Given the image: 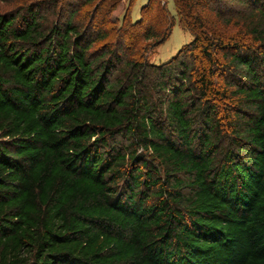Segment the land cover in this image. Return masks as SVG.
Returning <instances> with one entry per match:
<instances>
[{
	"label": "trees",
	"instance_id": "1",
	"mask_svg": "<svg viewBox=\"0 0 264 264\" xmlns=\"http://www.w3.org/2000/svg\"><path fill=\"white\" fill-rule=\"evenodd\" d=\"M89 1L0 12V264H264V0Z\"/></svg>",
	"mask_w": 264,
	"mask_h": 264
},
{
	"label": "rangeland",
	"instance_id": "2",
	"mask_svg": "<svg viewBox=\"0 0 264 264\" xmlns=\"http://www.w3.org/2000/svg\"><path fill=\"white\" fill-rule=\"evenodd\" d=\"M31 1L41 0H0V12L14 9L20 5L27 4ZM49 1H56L60 3V6H62V3H64V1L66 0ZM72 1H74V4L76 6H79L80 3H84L83 0ZM112 1L113 0H91L89 2H86L85 5L79 7L77 10V14L75 16L76 23H79L81 25H87L92 21V17L95 16V25H101L103 23L104 28H106L107 30L110 29L109 36L104 40L97 42L96 46L103 45L105 43H111V45H115L118 38V33L116 31H112L111 28L114 26L121 27L123 22V20L121 19H127V11L129 8L128 0L115 1L111 5L110 3H112ZM147 1L148 0H135L130 12V16L133 21L139 18L140 10L142 6L146 4ZM161 1L163 2L164 0ZM166 1L167 9L169 10L170 14L174 17L175 23L169 38L164 43H162L158 47L150 48L149 46H145V41L142 40L139 35H137L138 33L136 29H130L129 27L128 31L125 33V36H132L133 38H135V36H138L132 42L133 45L129 42L125 44L127 51H129L132 46V53H138L140 51L143 56H145L150 62L155 64H159L169 60L173 55H175V53L181 46L190 42L193 38V35L188 30L183 29L180 26L176 17L173 0ZM116 16L119 17V22H117V20L115 21ZM110 18H112V21L114 22L110 23Z\"/></svg>",
	"mask_w": 264,
	"mask_h": 264
}]
</instances>
